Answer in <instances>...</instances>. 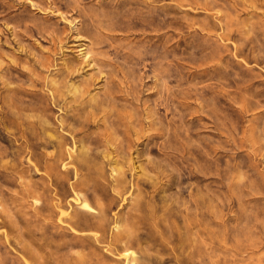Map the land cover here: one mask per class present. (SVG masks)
<instances>
[{"label": "rangeland", "instance_id": "obj_1", "mask_svg": "<svg viewBox=\"0 0 264 264\" xmlns=\"http://www.w3.org/2000/svg\"><path fill=\"white\" fill-rule=\"evenodd\" d=\"M0 264H264V0H0Z\"/></svg>", "mask_w": 264, "mask_h": 264}, {"label": "bare ground", "instance_id": "obj_2", "mask_svg": "<svg viewBox=\"0 0 264 264\" xmlns=\"http://www.w3.org/2000/svg\"><path fill=\"white\" fill-rule=\"evenodd\" d=\"M79 198V197H78ZM90 203V202H89ZM89 203H88V198L87 196L83 197V199L79 202V204L83 207V208H90L89 206ZM92 207V206H91ZM94 209V208H93ZM92 209V210H93ZM101 210V209H100ZM91 211V210H90ZM103 210H101L102 212ZM99 212V211H98ZM108 212V211H107ZM77 213V212H76ZM79 214V213H78ZM94 234V233H93ZM129 258V257H128Z\"/></svg>", "mask_w": 264, "mask_h": 264}]
</instances>
